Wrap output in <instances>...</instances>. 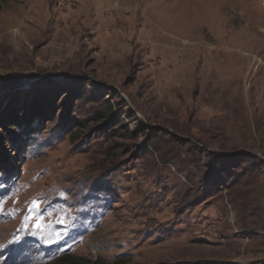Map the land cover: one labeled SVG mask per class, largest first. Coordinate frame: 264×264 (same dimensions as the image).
<instances>
[{
	"label": "rangeland",
	"instance_id": "1",
	"mask_svg": "<svg viewBox=\"0 0 264 264\" xmlns=\"http://www.w3.org/2000/svg\"><path fill=\"white\" fill-rule=\"evenodd\" d=\"M63 255L264 264V0H0V264Z\"/></svg>",
	"mask_w": 264,
	"mask_h": 264
},
{
	"label": "trees",
	"instance_id": "2",
	"mask_svg": "<svg viewBox=\"0 0 264 264\" xmlns=\"http://www.w3.org/2000/svg\"><path fill=\"white\" fill-rule=\"evenodd\" d=\"M110 110H111V112L113 111V109L111 107H110ZM108 117H110V115ZM104 119H106V118H104ZM120 126H122V125H120ZM53 264H95V263H93L92 261H89L87 259H84V258H79L76 256H71V255H63L59 259H57L56 262Z\"/></svg>",
	"mask_w": 264,
	"mask_h": 264
},
{
	"label": "snow or ice",
	"instance_id": "3",
	"mask_svg": "<svg viewBox=\"0 0 264 264\" xmlns=\"http://www.w3.org/2000/svg\"><path fill=\"white\" fill-rule=\"evenodd\" d=\"M33 207H34V208H39V205L34 203V204H33ZM36 227H37V228H39V227H40V225H39V224H37V225H36Z\"/></svg>",
	"mask_w": 264,
	"mask_h": 264
},
{
	"label": "bare ground",
	"instance_id": "4",
	"mask_svg": "<svg viewBox=\"0 0 264 264\" xmlns=\"http://www.w3.org/2000/svg\"><path fill=\"white\" fill-rule=\"evenodd\" d=\"M168 39H169V38H168L167 36H165V40H167V42L169 41ZM169 42H170V41H169ZM5 50H6V49H5Z\"/></svg>",
	"mask_w": 264,
	"mask_h": 264
}]
</instances>
